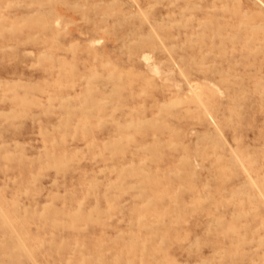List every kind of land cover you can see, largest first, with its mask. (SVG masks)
Returning <instances> with one entry per match:
<instances>
[{
	"label": "rangeland",
	"instance_id": "rangeland-1",
	"mask_svg": "<svg viewBox=\"0 0 264 264\" xmlns=\"http://www.w3.org/2000/svg\"><path fill=\"white\" fill-rule=\"evenodd\" d=\"M0 264H264V0H0Z\"/></svg>",
	"mask_w": 264,
	"mask_h": 264
},
{
	"label": "bare ground",
	"instance_id": "bare-ground-1",
	"mask_svg": "<svg viewBox=\"0 0 264 264\" xmlns=\"http://www.w3.org/2000/svg\"><path fill=\"white\" fill-rule=\"evenodd\" d=\"M143 58H144V56H143ZM147 61V60H146ZM155 69V68H154ZM157 69V68H156ZM158 72V71H157ZM156 73V72H155ZM204 87V86H203ZM4 203V202H3ZM41 215V214H40ZM76 216V215H75ZM83 217V216H82ZM86 219V218H85ZM58 220V219H57ZM71 220V219H70ZM74 220V219H73ZM57 222V221H56ZM62 224H63V222H62Z\"/></svg>",
	"mask_w": 264,
	"mask_h": 264
}]
</instances>
